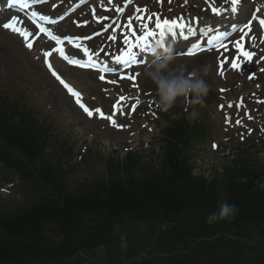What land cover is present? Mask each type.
<instances>
[{
    "label": "trees",
    "instance_id": "16d2710c",
    "mask_svg": "<svg viewBox=\"0 0 264 264\" xmlns=\"http://www.w3.org/2000/svg\"><path fill=\"white\" fill-rule=\"evenodd\" d=\"M15 114V108L5 109L0 101V140L8 144L7 157L29 182L36 200L0 214V263L65 261L120 242L114 236L117 224L149 222L172 224L158 238L160 253L194 248L187 257L160 256L139 264H193L209 258L212 264H230L236 261L230 235L241 234L246 224H264V180L244 168L211 181L193 178L190 162L179 152V138L188 130L181 122L166 132L158 169L152 164L139 169L137 155L127 162L112 159L107 177L70 191V170L62 166L61 157L47 156L48 129L25 110L19 112L18 126L4 128L5 118ZM136 171L140 176H134ZM225 202L237 206L235 217L209 224L208 216ZM51 228L58 237L48 235Z\"/></svg>",
    "mask_w": 264,
    "mask_h": 264
},
{
    "label": "rangeland",
    "instance_id": "374dc122",
    "mask_svg": "<svg viewBox=\"0 0 264 264\" xmlns=\"http://www.w3.org/2000/svg\"><path fill=\"white\" fill-rule=\"evenodd\" d=\"M94 1L87 8L85 12H79L75 18L71 19L67 24L60 29L62 33L80 34L86 35L99 27L97 22H102L104 19H94L93 9L95 13L101 9L103 16H108L113 19V15L116 13L112 10V15L107 13V10L112 8V0H100ZM74 0H65L64 5L70 4ZM118 6L122 4V0H118ZM116 2V4H117ZM174 5L179 10V13L186 15L187 12L192 11L191 8L186 9L187 2L185 0H137L127 10L121 21L118 22L110 32V35L106 36L105 43L110 42L109 47H114L118 44L120 49H116V52L106 58V61L115 63V56L120 54V51L125 47L123 44L124 35L128 32L126 22L129 19L135 21L134 27L137 32H142L141 21L137 19L138 15L141 16H153L167 14V7ZM188 3H192L189 0ZM201 4V2H200ZM116 6V5H115ZM147 9V13L141 11L137 12V9ZM99 12V15H100ZM161 12V13H160ZM204 12V11H202ZM206 13V12H204ZM202 15V14H201ZM100 17H102L100 15ZM212 15H209L211 18ZM214 17V16H213ZM76 19V20H75ZM90 20L89 25L84 30L78 28L75 25V21L79 23ZM6 19L0 18V94L10 97V100H21L23 97L26 102L37 108L39 117L43 121H47L55 129V136L59 137L63 143L68 145H74V163L76 165L84 161L83 165H77L74 167L73 175L70 180L71 186L79 185L85 181L93 180L94 178L102 175V171H105V159L109 156L125 157L129 152H137L139 157L145 162L151 160H157L160 156L161 149V130L166 127L165 119L162 117L158 109H156L154 86L146 82L141 76L138 77V83L141 87L140 90L131 92L130 86L123 84L121 87L115 86V84H104V81L99 79V76L90 73H82L69 67L62 66L63 74L67 76L71 81L75 82V86L81 90L82 96L85 102L92 109H101L105 114H112V104L121 102L119 97H125L126 103L131 102L134 96V105L136 111L133 112L132 108H122L126 114L119 113L117 116L113 115L117 119V124L121 127L112 126L111 122L107 119H101L97 114L93 117H89L82 110L78 109L72 98L65 94L61 87L51 78L47 73L43 65V55L46 48L42 46L41 49L29 50L25 48L26 43L24 40L18 42L12 39L11 32L3 31V23ZM144 23H148L147 20ZM155 19L151 22L149 27H153ZM156 30V27H154ZM152 28V29H154ZM151 29V30H152ZM154 30V31H155ZM130 35V32H129ZM111 37H116V40H112ZM256 40L253 35L249 42V48H253L255 52L264 50V43L260 38ZM232 54H235V49H231ZM222 54V53H221ZM229 56V59L233 56ZM255 63L252 64L253 70L259 71L264 65V55L256 56ZM226 58V57H225ZM194 62L196 66L203 65L205 63L212 64V74L207 77V81L210 86L208 96L205 98V106L201 108L199 115L196 119H200L203 123L206 119L209 120L208 126L210 137L208 143L201 146L202 152L196 158L195 162V174L204 175L211 178L217 174H220L222 169H216L214 167L223 168L229 163L227 159L221 155H215L212 151L211 141L221 138L222 135V118L217 112V107L221 103L218 98L216 87L220 85L221 79L219 78L217 69L220 65V56L213 55V57L205 56L201 59L187 60ZM248 65H245L240 71H232L233 76L239 75V78L234 79V85L240 86V83L245 80L242 75L249 70ZM230 64L224 69V73H228L230 70ZM228 75V74H227ZM112 81H117L119 77H110ZM242 79V81L240 80ZM230 81V80H229ZM228 81V82H229ZM243 91H248V94L255 92L257 87L244 84ZM239 88V87H238ZM114 90L115 93L112 91ZM126 90L128 92H126ZM232 95H237L233 91ZM123 104V106L125 105ZM127 105V104H126ZM125 105V107H126ZM205 110V111H204ZM179 117V114L183 115L186 119H189L190 108L186 110V106L183 104L177 105L173 110ZM231 148L236 147L235 144L230 145ZM264 163V155L260 157ZM15 199L16 201H11ZM11 201L12 203L21 202V198L18 192V186L13 190V194L9 192H0V202ZM147 229V227H141L140 232ZM105 251L99 254V258L102 262L106 260L103 257Z\"/></svg>",
    "mask_w": 264,
    "mask_h": 264
},
{
    "label": "snow or ice",
    "instance_id": "6c2138e0",
    "mask_svg": "<svg viewBox=\"0 0 264 264\" xmlns=\"http://www.w3.org/2000/svg\"><path fill=\"white\" fill-rule=\"evenodd\" d=\"M19 2H20V0H10V6L12 4H16ZM130 2H131V0H129V3ZM161 2H163V0H161ZM238 4H239V0H232L233 6L231 8V12L233 14L237 13V11H238L237 5ZM21 6L22 7H28L26 0L24 3L21 4ZM117 11H121V10L118 9ZM141 11L147 13L148 10L147 9L141 10L139 8L137 9L138 13ZM212 11L215 15L221 14L218 11V9H216V8H213ZM239 11H240V15L242 17V19L239 21L240 27L239 28H237L235 26L232 27L231 30L233 32L240 31L245 36L247 35V32L245 30L246 29L250 30L251 24L248 22L244 23L243 21H245V20L248 21L249 15H251V18L253 20L258 19V22L262 26H264V18H258L257 16L252 15L250 9L242 8ZM259 11H260V9L257 8L256 12H259ZM93 14L95 15V9H93ZM32 16L37 17L38 13L33 12ZM39 19L47 22L48 24L57 23L56 20L50 19L46 15H39ZM61 19H63V17H61ZM137 19L141 21V28L143 29V35L137 34V30L134 27L135 21L129 19L128 24L126 26L128 29V32L125 33L124 40H123V44L125 47L120 51L119 55L115 56V63L117 65L123 66L125 69H129L133 65H136L138 63L137 54L134 51V49H139L141 51L146 50V48L150 45V38L156 37L157 33L150 30V27H149L151 22L153 21V19H155V27L158 30V34H159V39L157 40V42H160V43L164 42V40L166 39L168 34H171L175 38L177 33H178L185 40H189L190 36H194L196 34V32L199 31L198 28H193L190 25H187L185 23H181L179 20H177V21L162 20L159 15H156L155 17L138 15ZM145 20H147L148 23H144ZM196 22L198 23L199 21H196ZM16 24H17V20H16V18H13L12 22L4 24V28L10 29L12 32L18 33L19 35H21L24 38L26 46L29 49H31L33 45H32V42L29 40V37L32 35V33L28 32L22 28L14 27V25H16ZM40 30L42 32H46L49 36H51L53 39H55L57 41V43L63 45L64 41L60 37L53 36L52 33L50 31H48L46 28H41ZM129 32H130V35H129ZM185 33H187V35ZM226 37H227V32H224L221 35H217V36L213 37L212 39H209L206 41L207 45L209 46L207 49L208 51L216 49V50H218V53L219 52L224 53V55L221 56V58H220V65H219V68H220L219 74L221 76L224 75V69L227 67L228 64H231V67L233 70L239 71L241 69V66L245 62H252L253 57L255 55L254 52L247 50V48L244 45L243 38H242L241 40L236 41L234 58L233 59H225V57L233 55L229 51L230 46L223 42L226 39ZM66 39L68 40L69 43H73V38L68 37ZM88 39H91V37H89ZM111 39L116 40V37H111ZM217 41H220V43H217ZM74 46L81 49L84 56L87 57L86 61L72 58L70 55L65 53L63 47L57 49L56 51L58 52L59 57H61L68 64L76 65V66L81 67V68L97 69V58H96V56L87 47H83L82 45H79V44H75ZM204 50L205 49L200 44H194V46L191 48V50L184 52V53H181V54H186L188 57H194V56H196L197 52H202ZM102 51H103V49H101V52ZM52 55H53V53L51 51L44 53V56L46 58V63H47L49 70L52 72V75L61 83V85H63V87L69 92V94H71L75 98L76 103L83 109V111L89 117H93L94 114H99L101 119L109 120L111 122L112 126L121 127L120 125L117 124V119L115 116L105 114L101 109L91 110L88 106H86V104L83 102V97H82L81 93H79L72 86H70L68 83H66L55 72V70L53 69L52 63L48 62L47 58L51 57ZM97 70L101 71L103 73H109V72L114 71L111 68V66L107 65V64L104 65L102 68H98ZM139 75H140V72H136L135 75H121L120 79L131 81L133 83V85L135 86L136 79ZM249 78L252 79V78H254V76H250ZM99 79L101 81H104L105 83H109V84H115L116 83V81L106 79L105 75H100ZM223 91H225V90L221 89V92H223ZM119 99L121 102H123L127 98L120 97ZM232 106L233 105H231V104L228 105L229 108H231ZM237 106L238 107L243 106V98H241L240 105H237ZM220 107H221V110H223L224 105H221ZM120 111H122L121 104L120 103L114 104L113 105V112L119 113ZM132 111L133 112L136 111L135 106H133ZM249 118H251V117H249ZM226 119H227L228 123L231 124L230 118H226ZM235 123L240 124V120H237ZM214 147H215V145H214Z\"/></svg>",
    "mask_w": 264,
    "mask_h": 264
},
{
    "label": "clouds",
    "instance_id": "9594fccd",
    "mask_svg": "<svg viewBox=\"0 0 264 264\" xmlns=\"http://www.w3.org/2000/svg\"><path fill=\"white\" fill-rule=\"evenodd\" d=\"M152 57L142 71L144 80L154 86L157 109L177 119L172 110L183 104L191 109L189 119L195 120L198 115L197 106H205L210 86L207 77L212 74V64L196 66L194 62L184 60L174 52V45L155 42L149 49ZM238 208L235 204L223 203L218 212L208 216V223L218 220L233 219Z\"/></svg>",
    "mask_w": 264,
    "mask_h": 264
},
{
    "label": "bare ground",
    "instance_id": "6f19581e",
    "mask_svg": "<svg viewBox=\"0 0 264 264\" xmlns=\"http://www.w3.org/2000/svg\"><path fill=\"white\" fill-rule=\"evenodd\" d=\"M12 39H13L14 41L18 42V39H17V38H15V37H14V35L12 36ZM170 44H173V45H174V47L176 46V44H175V43H173V41H171V43H170ZM73 84H75V82H73Z\"/></svg>",
    "mask_w": 264,
    "mask_h": 264
}]
</instances>
